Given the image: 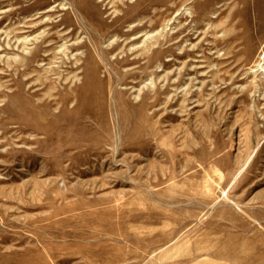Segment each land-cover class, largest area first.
Masks as SVG:
<instances>
[{"label": "rangeland", "instance_id": "374dc122", "mask_svg": "<svg viewBox=\"0 0 264 264\" xmlns=\"http://www.w3.org/2000/svg\"><path fill=\"white\" fill-rule=\"evenodd\" d=\"M0 264H264V0H0Z\"/></svg>", "mask_w": 264, "mask_h": 264}, {"label": "bare ground", "instance_id": "6f19581e", "mask_svg": "<svg viewBox=\"0 0 264 264\" xmlns=\"http://www.w3.org/2000/svg\"><path fill=\"white\" fill-rule=\"evenodd\" d=\"M101 1V0H100ZM85 12H87V13H89V14H93V15H95V16H99V15H97L98 13H97V10H96V7L93 5V4H91V2H89V1H85ZM84 17V16H83ZM95 20H97L96 18H95ZM55 24V23H54ZM75 30V29H74ZM72 31H73V29H72ZM66 33L68 32V31H65ZM65 33V34H66ZM70 33V32H69ZM72 33V32H71ZM62 34V33H61ZM64 34V35H65ZM51 35H53V34H51ZM68 36V35H67ZM49 37H52V36H49V35H44L43 36V40H41L39 43H37V46L35 47V51L33 52V54H32V57H35V56H37V55H39V50H40V48L41 47H45V45L43 46L42 45V43H44V39H46V38H49ZM56 37V36H55ZM59 37V36H58ZM63 37V36H62ZM64 38H67V37H64ZM35 38H32V39H30V41L31 40H34ZM58 39V38H57ZM59 39H62L61 37H59ZM135 39H137V38H135ZM24 41H25V43L24 44H27L28 42H26V41H28V38H25L24 39ZM29 41V42H30ZM23 43V42H22ZM42 45V46H41ZM50 45H51V43H50ZM50 45H48V46H50ZM77 45V44H76ZM48 46H46V48L48 47ZM51 46H53V45H51ZM74 47H75V44L73 45ZM85 46V45H84ZM73 47V48H74ZM77 47V46H76ZM64 50V49H63ZM60 53V52H59ZM47 55V54H46ZM49 55V54H48ZM30 57V56H29ZM86 58L87 59H89V61H90V63H89V73H90V76H91V79H93L94 81H96L97 83L99 82L98 81V79H97V77H96V71H97V64H96V62H95V60L94 59H92L91 57H89L88 56V53L86 54ZM26 70V69H25Z\"/></svg>", "mask_w": 264, "mask_h": 264}]
</instances>
